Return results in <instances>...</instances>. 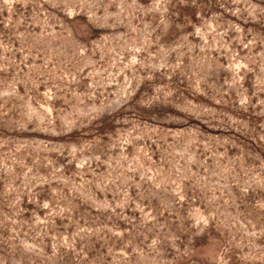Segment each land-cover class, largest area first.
Returning a JSON list of instances; mask_svg holds the SVG:
<instances>
[{
    "label": "rangeland",
    "instance_id": "obj_1",
    "mask_svg": "<svg viewBox=\"0 0 264 264\" xmlns=\"http://www.w3.org/2000/svg\"><path fill=\"white\" fill-rule=\"evenodd\" d=\"M0 264H264V0H0Z\"/></svg>",
    "mask_w": 264,
    "mask_h": 264
}]
</instances>
